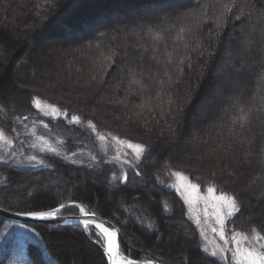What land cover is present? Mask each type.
<instances>
[{"label": "trees", "instance_id": "trees-1", "mask_svg": "<svg viewBox=\"0 0 264 264\" xmlns=\"http://www.w3.org/2000/svg\"><path fill=\"white\" fill-rule=\"evenodd\" d=\"M125 1L134 0H52L51 7L46 0H24L22 9H18V19L24 23L32 21L28 17L31 12L36 17H41L37 28L30 33L31 40L19 39L8 27L0 26V109H3L0 111V129L13 141L10 146L0 143V208L20 213L30 209L49 210L59 203L77 202L85 205L90 212L109 221L118 230L121 249L129 257L139 261L156 259L162 264H213L215 258L206 257L202 252L199 231L187 217L183 200L175 191L161 185L157 177L162 169L169 167L182 171L197 184L203 185L204 181H210L218 189L237 198L240 212L234 216V220L246 222L252 217L253 210H244L241 199H245L248 205L256 202L248 194L241 193L240 189L236 191L225 186L222 182V178H226L225 175H221L223 177L218 175L221 172L220 163L213 165L210 172L196 166L189 168L174 164L168 158L169 153L167 154L168 150L173 149L174 144L177 145L185 140L189 127L199 119L195 113L194 104L198 97L211 87L212 81L209 78L214 69L218 68L217 64L224 62L222 59L225 56V50L228 49L227 33L229 30L235 32L233 29L239 22L235 19V15L239 14L237 9L245 4V0H237L238 7L233 9V15L229 16L227 26L220 34L219 45L211 44L216 52L211 59L199 57L198 50L192 49L199 40H203L204 45H209L207 33L211 30L215 35L217 31L212 23L214 15L220 3H227L229 0H219V2L218 0H191L190 6L195 12L207 9L209 21L203 23L201 27L193 26V32L185 33L183 41L174 42L181 17L180 13H175L169 15L165 21L143 20L139 29L132 30L128 36L124 35L126 42L124 41L121 45L115 42L118 33L112 29L109 17L113 14L123 15V7L120 8V6ZM154 1L157 0H142L140 4L144 6ZM263 1L252 0V3L255 8H261ZM78 4L82 5L77 7ZM24 12L27 15H24ZM6 13L7 9L4 8L3 20ZM100 18H108V23L94 35L87 36L83 44L79 45V50H91V55L88 61H85L82 66L77 64V67L96 76L95 80H92L91 76L89 81L96 86V92L100 91L104 94L107 87H113V95H106L105 99L107 101L109 99L114 104L104 106L101 110L93 106L90 101H82L65 93L60 94L61 99L55 100L60 108L83 118L87 116V112H92L87 118L92 120L98 130H105L118 137L150 146L151 151L145 154L136 167V172L139 171L140 175L137 176L135 171H131L133 177L129 175L130 179L126 183L114 182L112 177L117 170L112 164L105 162L78 165L61 156L45 152H41L39 157L43 164L36 165L35 161L29 160L32 152L38 153L37 150H40V148L32 147L34 138L31 131L43 137L52 138V136L44 127L31 124L32 116H28L27 120L22 119L23 116L37 115L38 111L34 107L29 109L30 106L24 109L25 111L21 107L17 108L16 105L24 101L26 104L27 98H19L17 93L14 95L17 65L30 53L35 52L31 43H34L35 39L39 40L41 30L45 31L47 26L56 20L58 23H68L67 25L71 27L75 25L78 30L79 24L91 25L97 23L96 21ZM77 20L80 23L76 25ZM172 24H176L177 27L164 32L162 41H155L148 32L149 28L167 29ZM127 38L132 41L131 45H128ZM252 39L254 42L255 37L253 36ZM261 41L264 45V37ZM186 43L190 44V47L185 48ZM97 45L100 47L97 48ZM133 46L139 52L137 56L131 48ZM109 49L115 53L114 63L104 59L105 56L112 55ZM261 50H263L262 59L258 58V55L249 54L250 57L254 56L251 59V66L254 70L256 68L257 73L264 68V46ZM169 53L172 56L171 64L166 62ZM240 54L242 53L239 52L237 55L240 56ZM255 54H257L256 50ZM186 55L191 56L193 66L189 69L185 61L184 72L180 74L178 61ZM157 60L159 63L156 62ZM205 60L207 67L201 74ZM138 61L139 68L136 67ZM155 67L157 70L154 69ZM23 72L27 76L33 70L25 68ZM165 72L168 75H165ZM169 76L172 77L171 81ZM236 76L237 73H234L233 79H236ZM133 80H139L140 85L133 84ZM230 85L233 87L234 84ZM262 87L264 95V86ZM189 89H191V102L184 106V114L179 118V123L173 125L178 129L177 136L169 141L167 136H160V129L166 126L165 119L171 121L172 117L160 115L161 105H163V111L167 112L168 96L171 95L182 101L188 96ZM246 89L248 85L243 89L244 93ZM226 92L227 90L224 94ZM231 95H234V92ZM9 96L13 103L7 106L4 102ZM254 104L256 103L252 102L251 106ZM78 105L79 108H77ZM141 105L144 107H140ZM238 107L248 108L231 103L225 109L224 115L229 117L230 123L232 117L238 115ZM106 108L110 110L111 115L117 111L118 117L106 115ZM98 115L105 121H100ZM260 119L264 121V117ZM29 120L30 122L27 123ZM37 120L45 121L51 129L61 134L66 140L65 143H68L67 140H73L80 147L91 143L88 131L73 128L63 119H57V122L53 123L51 119L43 120L38 116ZM158 120L160 124L156 123ZM255 123L256 119L246 125L243 130L237 125L235 131L238 135L231 136L232 141L226 145L231 147L233 144L245 142L248 148L247 155L252 158L257 149L255 135L252 132ZM140 134L145 135L147 139L142 138ZM150 142L154 143V149ZM162 143L164 147H160ZM194 145L197 146V144ZM257 155L259 168L257 171L253 170L252 176L254 179L259 177L262 181L264 180V154L259 149ZM50 180L55 181L53 186L44 188ZM78 213L79 211L74 207L62 211L64 216ZM168 221L175 222V225L181 229L174 224H168ZM249 225L254 226L261 235H264V229L259 224L250 222ZM182 228L189 234L192 241L183 240L180 235L183 232ZM98 244H102V241L98 242L95 235L86 233L76 224H31L0 216V264H31L33 261L35 264H107L106 257Z\"/></svg>", "mask_w": 264, "mask_h": 264}, {"label": "rangeland", "instance_id": "rangeland-1", "mask_svg": "<svg viewBox=\"0 0 264 264\" xmlns=\"http://www.w3.org/2000/svg\"><path fill=\"white\" fill-rule=\"evenodd\" d=\"M141 2L142 0H134L131 2L125 1L124 4H120V8L123 7L122 11L125 15L113 14L111 17H109L111 20L110 23L112 29L118 33V38L115 40L117 44L121 43L122 45V43L125 41L124 35L128 36L131 34L132 30L139 29V25L143 22V20L165 21L171 14L180 13L179 16L182 18L186 14L194 12L190 6L191 0H157L144 6L140 4ZM23 4L24 0H0V26L8 27L12 31L13 35L19 39L31 40L30 33L37 28L41 17H36L31 12L28 14V17L32 21L24 23L22 20H19L18 9H22ZM81 5L82 4H78L77 7H80ZM4 8L7 9V13L5 19L3 20L2 16ZM262 8H264V1L261 4V8L254 9V12L251 16L247 14V9H245V16L239 20L238 24L233 29L235 32L229 30L227 33L226 39L228 41V49L225 50V56L222 59L224 62L223 64H217V66L219 65L218 68L214 69L212 76L209 78L212 81L210 87L211 89L208 88V90L205 91L202 96L198 97L196 103L194 104V110L199 119L197 121L195 120V122L189 127L188 135L186 136L185 140L179 142L177 145L174 144L175 147L173 146V149L175 150L172 149L173 152H171L172 150L167 151V154L169 153V160H171L174 164L187 166L189 168H195L196 166L211 172L213 165L220 163L219 170H221V172L218 173V175H220V177H223L221 175H225L226 178H222V182L225 184V186L236 191L240 189L241 193L248 194L254 200V202H256L255 204L248 205L247 202L244 201L245 199H241L244 210H253L251 219L245 222L238 219L234 220L233 216L226 221V228L234 229L237 232L247 233L250 236L253 235L252 229H255L254 226L249 225L250 222H255L259 224L262 229H264V197L261 195V190L264 189V180H259V177L254 179L252 176L253 170L257 171L259 168L257 162V154L259 149L264 147V121L261 119H256V123L252 127V132L255 135V144L257 148L255 150L257 154L255 152L251 158L247 155L248 148L245 142L233 144L231 147L226 145V143L231 142L232 139L228 134V127L231 123L229 121V117L224 115V111L229 105H231V103L239 104V106L241 105L249 107L251 106L252 102L258 103L260 95H263V87H261L259 89V94L256 96V100L253 101L252 99L253 94L257 93L256 85L258 83V73L256 68L254 70V67L252 68L251 66V59H253L254 56L250 57L249 55L250 53L251 55H258L257 57L260 59L263 57V50L261 49L264 45L261 41V31L264 30V16H262L260 13ZM237 10L239 12V9ZM24 13V15H27L26 12ZM107 20L109 19L100 18L98 21H96L97 23H93L91 25L79 24L78 30L76 29L77 26L75 25L71 27L68 26V23V25L64 23H58V20H56L51 22L45 31L43 30L42 32L41 30L39 40L35 39L34 43H31L32 41L30 42L31 47H34L33 49L35 52L32 54L30 53L27 57H25L24 60H22L19 65H17V69L15 70L16 89L14 95L17 93L19 98H27L26 104L24 101L20 105H16V107H21L23 111H25L24 109H27L29 106V109H31V107H34L33 98H38L41 101L42 106L44 104H52L57 106V100L55 99H61V93L79 98L82 101H90L93 106H96L101 110L104 106L114 104L113 102H110L109 99L108 101L105 99L106 95H113V87H107L104 94H101L100 91L96 92V86L89 82L91 81L92 73L89 71L87 72L86 70H79L77 67V64L82 66L85 61H88L91 55V50H79V45L83 44L84 39L87 38V36H92L96 31L105 28L108 23ZM78 23H80L79 20L76 21V25ZM253 36L255 37L254 42L252 39ZM127 41L128 45L132 44V41L129 40V38H127ZM37 48H39V50ZM131 48L133 51H135L134 54L137 56L139 52L136 47L133 46ZM255 50L257 54H255ZM239 52L242 53L240 56L237 55ZM260 62H262V60H260ZM146 63L148 64V61H146ZM131 66L134 65L131 64ZM151 66H153L152 63ZM230 66L233 73H235V69H241L240 73H237V78L234 79L235 81L232 83L234 84V90L230 84L226 83L228 78L227 73L230 71ZM136 67H140L139 61L137 62ZM25 68L33 70V72H27L28 74L25 76L24 72L22 73V70ZM154 69L157 70L156 67ZM246 85H248V89H246V92L244 93L243 89L246 88ZM225 90H227L226 94H224ZM233 92L234 95H231ZM4 103L7 106H10V104L13 103L10 96L5 100ZM57 107L61 110V112L65 110L59 106ZM77 108H79V105ZM34 109L36 108L34 107ZM44 110L48 111V109ZM105 112L106 115H111L108 108H106ZM67 113V118H65L63 115L52 118L42 115L40 111H38L37 115H27L32 116L33 118L31 124L39 125L41 127L43 126L40 121L37 120L38 116L43 120L44 118L51 119L53 123L57 122V119H63L66 124L71 125L73 128H82L83 130L89 132L91 136V143L85 144V148L83 145L80 147L76 141L73 140H67L68 143H65L66 140L61 136V134L57 133L54 129H51L48 125L47 131L52 136V138L47 136L44 138L52 147L57 149L59 152V155L57 156H61L67 161L78 165L86 163L92 164L93 162L102 164L103 162L109 163L107 161H111L113 156L116 155L117 151L130 152V150L115 144V142L111 140V137L108 136V131L98 130L96 128L99 133L108 137L104 142L98 140L96 133H93L91 129L87 127V122L91 120H88L87 117H89L92 112H87V116L84 118L69 111H67ZM72 115L79 116L81 123H69ZM111 116L117 118V111H114ZM107 118L110 117L107 116ZM98 119L102 122L105 121L100 117ZM29 122L30 120L27 123ZM43 122L46 123L45 121ZM33 132L34 131H31V133ZM111 135L116 136L114 134ZM141 136L144 139L146 138L145 135ZM37 137H40V135L35 133V136H33V144L36 145L35 148H40L41 151L38 149V153L32 152L30 154L31 156H35L37 158L35 160L37 163L36 165H38L41 161L39 158L41 156V152L49 153L42 150L45 146L37 139ZM150 144L154 149V143L150 142ZM194 144H197V146ZM160 147H164V144H160ZM212 149L217 150L215 154L211 153ZM72 153H76V155L72 156ZM93 156H95V160L91 158ZM249 159H251V162H249ZM109 164H112L117 170V172H114L117 177L114 182H121L119 178L124 172L127 173L128 179H130V176L133 177L132 172L135 171L134 173H136V168H129L127 165L120 163V161H113ZM176 171L182 172L177 169L165 167L157 177L159 178L157 180L161 185L169 188L171 191H175L177 195H179V197L183 200L186 206L187 217L196 225L199 235L201 228L206 230V234L208 236V247L211 250L213 243L218 242V238H214L213 233L210 230L211 227L214 226V218H209L205 222L203 217L204 205L202 200L198 204L193 205L190 209L189 205L185 203L184 199L181 197V194L174 188L169 187V185L175 181V177L170 176V172ZM183 174L186 175L185 173ZM189 180L192 183H195V181L191 180L190 178ZM49 182L50 183H47L44 188L53 186L55 183V181L51 180ZM198 185L200 186V192L203 194L206 193L207 187L213 185V183L210 181H204L203 185ZM55 190L58 191V189ZM219 191L220 189H218V192ZM196 216H200L201 218L200 226H197L195 223L194 218ZM167 223L174 225L176 224L175 222L173 223L169 221ZM179 228L181 229V227ZM182 231L183 232H181L180 235L183 240L187 242L192 241L189 237V234L185 232V229L183 230L182 228ZM199 238L202 248V245H204L205 241L202 239L201 235ZM171 240L174 242L173 238ZM130 258L134 259L132 257ZM150 260L155 261L156 259Z\"/></svg>", "mask_w": 264, "mask_h": 264}, {"label": "snow or ice", "instance_id": "snow-or-ice-1", "mask_svg": "<svg viewBox=\"0 0 264 264\" xmlns=\"http://www.w3.org/2000/svg\"><path fill=\"white\" fill-rule=\"evenodd\" d=\"M52 0H46V3L49 7H51ZM219 2V0H218ZM237 7V0H229L227 3H220V7L217 9L214 19L212 23L214 24L215 29L217 30L215 35H213L212 31L209 30L207 33V37L209 40V45H204L203 40L197 41L195 47L192 49L193 51L198 50L199 57H207L208 59L213 58L216 55L215 50L211 47V44L214 43L217 46L220 43V34L224 28L227 26V21L229 16L233 15V9ZM245 9H247V14L251 16L254 12L255 5L252 3V0H245V4L239 7V14L235 15V19L240 20L245 16ZM262 16H264V8L260 10ZM39 15V13H38ZM209 21V17L207 14V9L204 8L200 12H191L186 14L182 18H180V24L178 27V32L176 37L174 38V42L176 40L183 41L185 38V33L193 32V26L201 27L203 23H207ZM176 24L169 25L167 29H159L154 30L152 28L148 29L149 34L152 35L155 41H162L164 39L163 33L168 31L171 28H176ZM261 36L264 37V30L261 31ZM185 48L190 47V44H185ZM100 45H97L99 48ZM109 52L112 55L105 56L104 59L106 61H111L114 63L113 56L115 55L111 49ZM167 63L171 64L172 56L171 54H167ZM155 59V57H153ZM185 61H187V67L189 69L192 68V59L191 56H185L178 61V70L180 74L184 72ZM159 63V60L156 61ZM207 67V61L205 60L204 66L201 69V74L203 73V69ZM241 69H235V73H240ZM165 75H168L165 72ZM227 84H232L234 82V73L231 70L227 73ZM96 76H92V80H95ZM169 80H172V77L169 76ZM133 84L140 85L139 80H133ZM174 83H179V81H174ZM264 86V68L260 70L258 73V83L257 93L253 94V101L256 100L257 94H259V89ZM191 89H189L188 96H186L182 101L179 98H174L169 95L167 99V112L163 111V105H161V116H171L172 120L169 121L165 119L164 124L165 127H161L160 136H167L169 141L175 139L178 133V129L174 127V124L179 123V118L184 114V106L191 102L190 100ZM159 99V96L157 97ZM33 106L42 113V115L49 116L55 118L56 116L63 115L65 118L68 117L67 110L61 112V110L52 104H44L42 106L41 101L38 98H33ZM140 107H144L141 105ZM44 109H48L45 111ZM3 109H0L2 111ZM238 115H234L231 120V124L228 127V134L232 137L238 135L235 131L237 125L241 130L244 129L246 125L254 122V119H260L264 117V95H260L259 102L254 104L253 106H249L247 109L244 107L237 108ZM139 115V113H137ZM17 119H21L17 117ZM23 120H27L28 116H24ZM35 123V122H34ZM42 126L47 129L48 124L40 121ZM69 123L80 124L81 119L77 115H72ZM147 123V121H145ZM157 124H160V121H156ZM87 127L91 129L93 133H96L99 141L104 142L107 140L104 134H101L97 131L96 125L89 120L87 122ZM35 136V132L32 133ZM111 137V140L115 142V144L124 147L129 151H117L116 155L113 156L111 161H107L109 163L113 161H120V163L127 165L129 168L135 169L140 161L145 157L146 153L151 151L149 145L140 142H132L131 140L121 139L117 136H112L111 133L108 134ZM39 141L43 143L45 146L42 150L47 151L49 153L59 155V152L55 147H52L48 141L43 137H37ZM0 143L6 146L12 145L13 141L10 139L6 133L0 129ZM32 147H36L35 144ZM216 149H212L211 153L215 154ZM260 152L264 154V147L260 149ZM107 154V153H105ZM76 153H72V156H75ZM131 157V158H130ZM95 160V156L91 157ZM37 158L35 156L29 157V160L35 161ZM43 164V161H40ZM137 176L140 175V172L137 171L135 173ZM215 175V173H213ZM170 176L175 177L174 183L169 185V187L174 188L177 192L181 194V197L184 199L185 203H187L191 209V207L195 204H198L201 200L203 201V217L206 222L209 218H214V226L211 227V232L213 233L214 238H218V242L213 243L211 250L208 247V236L206 234V230L201 228L200 235L202 239L205 241L204 245H202V252L206 255V257L215 258L213 260V264H264V235H261L256 229H252L253 235H249L247 233L237 232L234 229L226 228V221L235 216L238 212H240V204L237 198L234 195L228 194L220 190L218 192L217 187L213 184L207 187L206 193L200 192V186L198 184L192 183L188 176L184 175L182 172H170ZM113 180H116L117 177L113 174ZM121 182L126 183L128 180L127 173L124 172L122 176L119 178ZM159 179V178H157ZM261 194L264 195V189L261 190ZM74 207L79 210V213L82 218L79 219V224L82 225L84 231L86 233L95 235L97 237L98 242L103 243L104 246V255L106 256L108 264H154L152 260L147 261H137L131 259L127 254H125L121 249V238L119 236L118 230L112 227L111 225L105 224V222L99 221L95 218L96 214L94 212H90L87 207L80 203H59L55 207H51L49 210H27L24 212L17 213L18 215H24L36 220H47L49 218H55L62 214V211L69 208ZM165 209L167 210V205L165 204ZM211 210V211H209ZM195 223L197 226L201 225L200 216H196ZM31 264H35V262H31Z\"/></svg>", "mask_w": 264, "mask_h": 264}, {"label": "water", "instance_id": "water-1", "mask_svg": "<svg viewBox=\"0 0 264 264\" xmlns=\"http://www.w3.org/2000/svg\"><path fill=\"white\" fill-rule=\"evenodd\" d=\"M0 216L7 218V219H10V220L24 222V223H31V224L43 223V224H54V225H70V224L80 225L79 219L82 218L80 213H79L77 215H71V216H64L61 214L55 218H49L47 220H36V219H32V218L24 216V215H18L17 212H10V211H6V210L1 209V208H0ZM95 218L99 221L105 222L106 226L111 225L112 227H114L109 221H107L104 218H101L97 215L95 216ZM80 226L82 227V225H80ZM99 247L101 248V250L104 253V246L99 245ZM153 262H154V264H162L158 260H155ZM107 264H108V262H107Z\"/></svg>", "mask_w": 264, "mask_h": 264}]
</instances>
